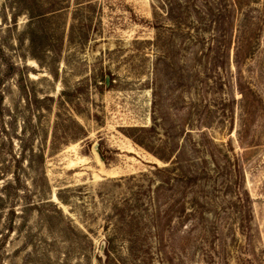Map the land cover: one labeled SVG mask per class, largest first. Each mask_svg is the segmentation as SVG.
<instances>
[{
    "label": "rangeland",
    "instance_id": "1",
    "mask_svg": "<svg viewBox=\"0 0 264 264\" xmlns=\"http://www.w3.org/2000/svg\"><path fill=\"white\" fill-rule=\"evenodd\" d=\"M104 263L264 264V0H0V264Z\"/></svg>",
    "mask_w": 264,
    "mask_h": 264
},
{
    "label": "trees",
    "instance_id": "2",
    "mask_svg": "<svg viewBox=\"0 0 264 264\" xmlns=\"http://www.w3.org/2000/svg\"><path fill=\"white\" fill-rule=\"evenodd\" d=\"M52 5V4H51ZM48 5V6H51ZM37 7H31L30 9H28L27 11V15L31 18V19H35V20H41L46 18L47 14H49L51 7L48 9H46V11H37ZM33 37H30V42L32 43L31 46L34 49L35 46L33 45ZM104 87H107L106 85H109V82L107 84V80L104 79L103 81ZM150 131V130H149ZM134 132H146L145 129L142 128H130L126 131L125 135L126 137H128L133 143H135L138 146H141L142 148H144L145 150H147L148 152H150L151 155H153L156 159H158L159 161L163 162V163H172V161L170 160V158L166 157V156H161V155H157L156 153H154L153 151H151L149 148H147L142 141H140L139 139H136L134 136H132L130 133H134ZM171 171V169L168 168H156V173L157 174H165L167 175L169 172ZM164 181V180H163ZM167 182V180H166ZM124 229H126L127 231V235H128V243L130 245L129 250H132V245L135 243V238H133L134 234L133 230H132V226L129 224H125L123 225ZM106 264V263H104Z\"/></svg>",
    "mask_w": 264,
    "mask_h": 264
},
{
    "label": "water",
    "instance_id": "3",
    "mask_svg": "<svg viewBox=\"0 0 264 264\" xmlns=\"http://www.w3.org/2000/svg\"><path fill=\"white\" fill-rule=\"evenodd\" d=\"M107 84H108V80H107ZM104 249H105V243H102V245H101V247H100V251H99L100 255L103 254Z\"/></svg>",
    "mask_w": 264,
    "mask_h": 264
}]
</instances>
